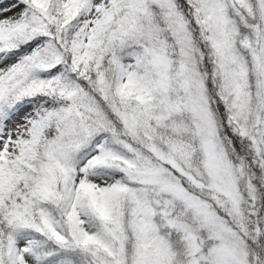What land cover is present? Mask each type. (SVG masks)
<instances>
[{
  "label": "snow or ice",
  "instance_id": "snow-or-ice-1",
  "mask_svg": "<svg viewBox=\"0 0 264 264\" xmlns=\"http://www.w3.org/2000/svg\"><path fill=\"white\" fill-rule=\"evenodd\" d=\"M0 264H264V0H0Z\"/></svg>",
  "mask_w": 264,
  "mask_h": 264
}]
</instances>
